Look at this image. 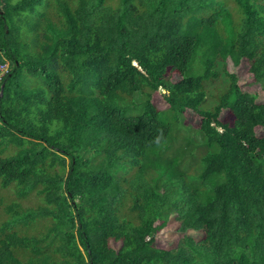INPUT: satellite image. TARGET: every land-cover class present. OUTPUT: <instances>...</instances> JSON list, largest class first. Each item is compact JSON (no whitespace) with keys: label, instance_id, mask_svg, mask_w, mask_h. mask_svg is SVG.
Masks as SVG:
<instances>
[{"label":"trees","instance_id":"16d2710c","mask_svg":"<svg viewBox=\"0 0 264 264\" xmlns=\"http://www.w3.org/2000/svg\"><path fill=\"white\" fill-rule=\"evenodd\" d=\"M227 1L0 0V264H264V0Z\"/></svg>","mask_w":264,"mask_h":264},{"label":"rangeland","instance_id":"374dc122","mask_svg":"<svg viewBox=\"0 0 264 264\" xmlns=\"http://www.w3.org/2000/svg\"><path fill=\"white\" fill-rule=\"evenodd\" d=\"M227 2H230V0H228ZM5 64L7 65V63H5ZM7 69H8V66H7ZM226 69H227V71H229V73H233L235 75L237 85L239 86V88L242 92L249 93V94H255V95H257V97L255 99L256 102L262 101V94L260 92L259 86L255 83H253L251 75H249V73L247 71V65L243 60L240 61L239 65L237 67H233L231 62L229 60H227L226 61ZM171 78H173V81H176L178 79L176 76H173V77L171 76ZM211 89L212 88H210L209 90L211 91ZM160 93H161V91L157 90L153 94V96L151 98V102L153 103V105L157 109L164 110L167 108V105L161 99ZM183 116H184V122L183 123L190 125L192 128H194L195 126L198 125L199 119L196 116H194L193 114H191L190 112H188V111L184 112ZM227 117H228V114L225 111H222L220 114V119L221 118H227ZM255 132L257 134H260V133L262 134L263 131L259 130V129H255ZM29 205L22 204V207L24 208V207H27ZM34 205H35V203L32 206H34ZM176 228H177V223L173 220V216H171L168 219L165 228L160 230L155 235L156 247H158L160 249H164V250H169V249L174 248L178 239L182 236V234L177 232ZM186 233L189 236H191L194 240H198L200 237V233H198V232L188 231ZM109 245L112 249L118 248L117 243L110 242Z\"/></svg>","mask_w":264,"mask_h":264},{"label":"built area","instance_id":"2783aa9c","mask_svg":"<svg viewBox=\"0 0 264 264\" xmlns=\"http://www.w3.org/2000/svg\"><path fill=\"white\" fill-rule=\"evenodd\" d=\"M7 65L5 63L0 64V77L6 72Z\"/></svg>","mask_w":264,"mask_h":264},{"label":"clouds","instance_id":"9594fccd","mask_svg":"<svg viewBox=\"0 0 264 264\" xmlns=\"http://www.w3.org/2000/svg\"><path fill=\"white\" fill-rule=\"evenodd\" d=\"M156 143H157V144H159V143H160V139H159V138H157V141H156Z\"/></svg>","mask_w":264,"mask_h":264},{"label":"water","instance_id":"95a60500","mask_svg":"<svg viewBox=\"0 0 264 264\" xmlns=\"http://www.w3.org/2000/svg\"><path fill=\"white\" fill-rule=\"evenodd\" d=\"M0 96H1V93H0Z\"/></svg>","mask_w":264,"mask_h":264}]
</instances>
